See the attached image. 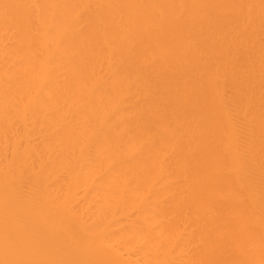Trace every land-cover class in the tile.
Here are the masks:
<instances>
[{
    "label": "bare ground",
    "instance_id": "bare-ground-1",
    "mask_svg": "<svg viewBox=\"0 0 264 264\" xmlns=\"http://www.w3.org/2000/svg\"><path fill=\"white\" fill-rule=\"evenodd\" d=\"M0 264H264V0H0Z\"/></svg>",
    "mask_w": 264,
    "mask_h": 264
}]
</instances>
